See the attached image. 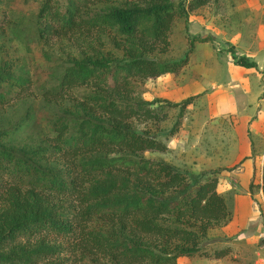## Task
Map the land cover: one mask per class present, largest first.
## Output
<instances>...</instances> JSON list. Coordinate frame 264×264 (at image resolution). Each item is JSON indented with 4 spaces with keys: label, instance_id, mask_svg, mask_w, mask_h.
Instances as JSON below:
<instances>
[{
    "label": "trees",
    "instance_id": "trees-1",
    "mask_svg": "<svg viewBox=\"0 0 264 264\" xmlns=\"http://www.w3.org/2000/svg\"><path fill=\"white\" fill-rule=\"evenodd\" d=\"M209 1L43 0L35 25L42 40H89L109 29L126 54H90L88 41L44 87L52 95L88 89L52 119V132L36 145L0 141V264H176L183 255L220 258L230 252L229 245L207 249L202 243L212 227L232 219L216 189L219 169L189 172L145 156L144 150L167 145L131 120H163L167 110L154 105L162 102L178 108L168 134L181 126L197 93L179 100L133 93L137 79L186 64L188 51L171 60L148 52L168 44L175 15ZM232 56L239 65H256L245 54ZM15 68L0 43V106L32 84ZM25 115L12 126L23 124ZM259 178L264 196V164Z\"/></svg>",
    "mask_w": 264,
    "mask_h": 264
},
{
    "label": "rangeland",
    "instance_id": "rangeland-1",
    "mask_svg": "<svg viewBox=\"0 0 264 264\" xmlns=\"http://www.w3.org/2000/svg\"><path fill=\"white\" fill-rule=\"evenodd\" d=\"M175 1L184 4L186 0ZM42 2L0 0V43L13 59L16 71L32 81L28 93L0 106V141L13 146L42 142L52 132V119L62 113L65 106L71 105L73 97L88 90L75 87L61 95L44 90L57 79L70 57L88 48V41H91L90 54L97 49L110 56L126 54L109 29L91 33L89 40L82 37L42 40L35 31ZM249 8L246 0H210L175 15L168 31V44L159 45L148 54L171 60L183 57L188 51V61L177 71L137 79L140 85L133 96L145 100H179L189 94L197 95L186 107L181 126L172 135L167 131L178 112L177 107L154 103L158 109L167 110L166 118L156 122L131 120L137 129L149 127L167 145L165 150L146 149L145 156L163 158L189 172L218 168L216 189L225 195L233 211L232 217L235 213L238 219L257 214V221L246 229L238 228L233 221L212 227L202 240L207 249L229 245L231 250L223 257L238 264L247 263L250 254L260 250L257 258L264 264V196L259 185L264 159H254L253 165L246 164L254 150L251 138L246 137V127L224 112L218 113L213 107L209 109L210 104L219 101L222 91L229 89V76L237 70L232 56L234 45L228 38L245 33V25L240 24V20L248 15ZM24 115L23 124L13 127L12 123Z\"/></svg>",
    "mask_w": 264,
    "mask_h": 264
},
{
    "label": "crops",
    "instance_id": "crops-1",
    "mask_svg": "<svg viewBox=\"0 0 264 264\" xmlns=\"http://www.w3.org/2000/svg\"><path fill=\"white\" fill-rule=\"evenodd\" d=\"M247 5L250 7L248 15L242 16L240 20V24L245 25V33L240 32L230 36L228 40L234 45L233 55L245 54L250 60H254L256 65L247 67L237 64V70L229 76V89L223 90L219 101L215 100L213 104H210L209 109L213 107L218 113L224 112L230 115L236 123L246 127V137L251 138L250 143H253L252 148L254 149L252 150L253 155L247 157L246 164L253 165L254 159H264V0H246ZM236 205H234L235 209ZM242 217L238 219L235 213L231 222L233 221L238 228L246 229L257 221L255 212L254 215ZM258 253L260 250L252 252L249 257L250 261L242 264H261L260 259L257 258ZM238 263L235 260L225 259V257L211 259L200 254H193L180 256L176 264Z\"/></svg>",
    "mask_w": 264,
    "mask_h": 264
}]
</instances>
